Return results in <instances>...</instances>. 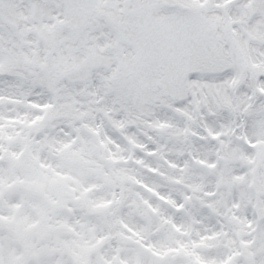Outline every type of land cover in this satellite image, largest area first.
<instances>
[{"label": "snow or ice", "instance_id": "6c2138e0", "mask_svg": "<svg viewBox=\"0 0 264 264\" xmlns=\"http://www.w3.org/2000/svg\"><path fill=\"white\" fill-rule=\"evenodd\" d=\"M0 264H264V0H0Z\"/></svg>", "mask_w": 264, "mask_h": 264}]
</instances>
